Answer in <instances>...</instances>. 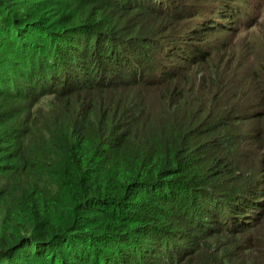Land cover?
Instances as JSON below:
<instances>
[{
    "label": "trees",
    "instance_id": "obj_1",
    "mask_svg": "<svg viewBox=\"0 0 264 264\" xmlns=\"http://www.w3.org/2000/svg\"><path fill=\"white\" fill-rule=\"evenodd\" d=\"M263 11L0 0V264H264Z\"/></svg>",
    "mask_w": 264,
    "mask_h": 264
},
{
    "label": "rangeland",
    "instance_id": "obj_2",
    "mask_svg": "<svg viewBox=\"0 0 264 264\" xmlns=\"http://www.w3.org/2000/svg\"><path fill=\"white\" fill-rule=\"evenodd\" d=\"M241 32V33H240ZM228 39V41L231 43L232 46H235L236 48L241 47L244 54H248V62L251 61V59L254 56V53H256L260 48L261 40H264V11L260 13V17L258 18V21L255 22V24L248 27L244 32L243 29L240 28L238 31H236L234 34L223 32L221 34H218V30L214 31L213 33L208 34L206 42L207 43H213L214 41H221L224 39ZM257 49V50H256ZM245 50V51H244ZM240 51V52H241ZM253 52V53H251ZM250 53V54H249ZM248 63H246L245 67H247ZM242 126L243 130H249L250 129V123L245 122L243 124H239L238 126ZM242 154L237 152L232 154V160L236 162L235 167L241 166V162L243 160ZM1 177H0V186L1 185ZM7 188V186H3L2 189L0 187V216L1 212L3 210V191Z\"/></svg>",
    "mask_w": 264,
    "mask_h": 264
}]
</instances>
